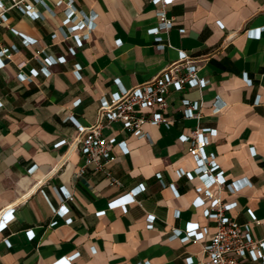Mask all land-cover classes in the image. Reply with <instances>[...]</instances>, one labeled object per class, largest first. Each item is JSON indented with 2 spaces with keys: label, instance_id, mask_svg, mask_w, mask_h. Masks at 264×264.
Here are the masks:
<instances>
[{
  "label": "crops",
  "instance_id": "1",
  "mask_svg": "<svg viewBox=\"0 0 264 264\" xmlns=\"http://www.w3.org/2000/svg\"><path fill=\"white\" fill-rule=\"evenodd\" d=\"M28 3L34 16L12 10L0 24V51L10 57H0V212L10 216L0 264L209 262L202 246L215 222L182 141L197 128L213 130L207 153L226 188L208 189L227 217L264 222V0H173L174 25L159 35L153 0ZM180 52L197 62L205 87L172 91L163 114L173 124L146 125L142 138L102 121V134L120 144L105 173L121 186H111L84 168L81 131ZM184 101L201 108L199 121L185 117ZM188 226L199 242L180 233ZM250 228L264 240V227Z\"/></svg>",
  "mask_w": 264,
  "mask_h": 264
},
{
  "label": "built area",
  "instance_id": "2",
  "mask_svg": "<svg viewBox=\"0 0 264 264\" xmlns=\"http://www.w3.org/2000/svg\"><path fill=\"white\" fill-rule=\"evenodd\" d=\"M38 1V0H34ZM173 0H153L161 6L158 12L159 30L169 32L174 22L168 20L166 8ZM8 3V4H6ZM72 7V6H70ZM21 11L30 16L36 14L35 7L28 3V0H0V24L4 21L5 15L12 10ZM7 50L0 51V57H6ZM40 53H36L39 56ZM52 65L57 64L50 60ZM199 76L197 62L190 59L186 53L180 52L179 60L170 65L159 76L136 87L125 94L116 96L111 102L106 103L99 111L98 124L92 128L82 130L77 144L79 153L84 160V168L95 166L96 171L105 173L106 166L114 161L113 151L120 146L114 139H109L102 134L106 128L102 121H107V127L113 124H120L123 130L132 133L134 136L143 137L146 125L171 126L172 120L165 116L168 110V97L172 91L184 92L188 86L203 89L205 82ZM184 115L199 121L201 119V108L194 103L184 101ZM212 129L193 130L188 136L182 138L183 142L189 141L191 147L189 155L197 160L198 168L196 173L201 182L207 188L204 191L205 199L208 201L206 216L215 222L216 231L209 241L202 246L203 254L209 262L199 264H264V240H255L251 235V226L264 227V222L253 220L249 224L242 225L236 220L227 217L228 205L224 204L219 194H214L208 188L215 186L220 190L226 188L225 179L218 172L216 166L210 159L207 149L210 146L209 137H212ZM123 145V144H122ZM111 186H121L113 178L111 173H105ZM130 197H132L130 195ZM69 201H73L69 198ZM67 209L61 207V212L66 213ZM10 216L7 212H0V231L7 225ZM197 227L188 226L183 232L186 239L199 242L202 234H196ZM70 261V260H68Z\"/></svg>",
  "mask_w": 264,
  "mask_h": 264
}]
</instances>
